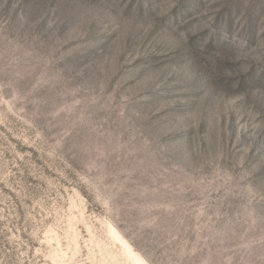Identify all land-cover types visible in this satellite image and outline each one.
I'll list each match as a JSON object with an SVG mask.
<instances>
[{"label":"rangeland","instance_id":"rangeland-1","mask_svg":"<svg viewBox=\"0 0 264 264\" xmlns=\"http://www.w3.org/2000/svg\"><path fill=\"white\" fill-rule=\"evenodd\" d=\"M0 264H264V0H0Z\"/></svg>","mask_w":264,"mask_h":264}]
</instances>
